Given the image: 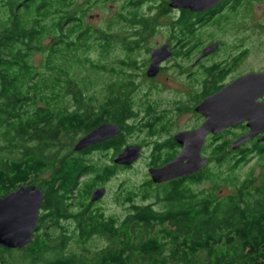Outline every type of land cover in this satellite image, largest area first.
Wrapping results in <instances>:
<instances>
[{
  "label": "trees",
  "instance_id": "obj_1",
  "mask_svg": "<svg viewBox=\"0 0 264 264\" xmlns=\"http://www.w3.org/2000/svg\"><path fill=\"white\" fill-rule=\"evenodd\" d=\"M82 1L85 6L80 9L74 6L75 0H0V7L7 13L0 21V196L49 175L41 184L44 202L31 242L18 250L0 246V264H20L17 262L23 259L28 264H264V173L243 180L236 176L237 163L247 162L253 154L260 157L264 168V144L251 145L247 153L237 150L239 158L230 161L227 142L214 143L212 156L220 155L222 162L229 163L226 172L210 173L206 165L199 174L168 184L162 196L168 203L164 210L131 203L130 211L118 220L90 209L95 202H90L87 195L110 179L114 167H97L86 157L102 152L116 155L126 146L127 135L136 130L138 114L132 100L135 84L128 71L135 69L132 54L144 41L143 34H151L156 21L152 16L137 14L144 0H124L127 6L115 19L137 28L139 39L129 44L122 39L112 43L105 31L90 30L82 24L91 6L108 0ZM168 8L162 0L158 15L167 13ZM216 15L213 11L201 15L181 11L173 22L176 41H182L181 47L192 39L199 42V26L221 17ZM45 39L50 42L40 70L31 64V54L42 49ZM110 43L122 44L118 48L125 54L123 60L114 63L117 67L79 58L93 49L107 52ZM191 46L187 50L195 44ZM85 63L109 75L107 78H116L106 84L104 98L94 106L90 105L88 88L95 84H77L69 73L74 65ZM227 72L218 64L207 68L199 91L190 101L224 83ZM67 98L73 102L71 110L65 106ZM145 103L143 128L149 137H155L166 129L167 121L155 114L149 102ZM103 123L119 126L116 137L73 151L75 138ZM161 148L163 145L157 144L154 149L150 159L153 165L161 156L167 155V161L173 154L172 149L166 154ZM87 175L92 179L83 182L86 203L75 211L73 201L81 205L78 199L83 194L79 181ZM208 179L213 182L212 190L221 180L222 185L235 191L221 197L211 191L194 190ZM145 187L153 186L147 182ZM132 195L127 194L125 200L132 201ZM69 219L77 226L75 233L60 229L59 234L51 236L37 230L41 223L62 228L57 222ZM96 235L108 240L104 249L65 253L69 242L85 246Z\"/></svg>",
  "mask_w": 264,
  "mask_h": 264
},
{
  "label": "rangeland",
  "instance_id": "obj_2",
  "mask_svg": "<svg viewBox=\"0 0 264 264\" xmlns=\"http://www.w3.org/2000/svg\"><path fill=\"white\" fill-rule=\"evenodd\" d=\"M161 1L162 0H144L136 11L138 15L154 17L156 23L153 31H151V34L146 33L145 36L143 34L142 37L144 38V41L139 42L141 45L138 43L140 48L135 50L132 54V58L135 60V69L128 71L129 74L131 73L133 75L131 78L135 84V87L132 89V100L134 101V109L138 114V119L136 120L135 125L136 130L132 134H129V136L127 135L125 144L126 146H144L142 154H139L137 160L130 167L121 165L116 166L112 162L114 154L111 152L95 153L86 157L89 163L95 164L97 167H104L108 165L114 167V174L110 177V179L107 180L104 185H98L106 188L104 198L98 203H95L90 209H98L103 212L105 216L114 217L118 220L130 211L129 206L131 203L136 205L149 204L155 210L159 211L167 208L168 203L162 199V196L166 195L165 192L167 191V186H154L151 183L148 173L149 169L147 166L150 161V156L155 152L154 148L158 142L168 140L171 134L173 135L178 131L196 127L202 121L198 114L191 111L193 105L190 101L192 95L196 94L200 88V85L191 80L193 76H195L194 74L198 71L191 66V60H193V57L197 55L200 47H203V45L215 39H221L224 44V46L221 47L222 49L216 52V55H214L210 60L205 61V64L220 62V60L225 57L231 60L238 52L243 50L245 51L241 61L228 70L226 81H229L237 75L243 74L247 71L264 70L263 2L250 6L249 9L240 8L233 11H225V14H223L220 17V20H218L221 21V23H214V21L211 24H203L199 26V30L196 32L199 42H194L192 39L189 40V44L185 47H181L183 44L182 41H176V32L174 30L173 23L177 13L174 11H168L165 14L158 15ZM74 4L76 8L79 7L81 9L85 6V1L75 0ZM126 6L127 4L124 0H108L104 4L93 5L85 13L86 15L82 20V24L89 27L90 30L105 31L109 38L112 39V43L116 40L122 39L127 40L129 44L131 40L139 39L138 36L140 34H137V28L134 29L131 25H124L122 20L115 19L117 12L122 10L124 11ZM4 16H7L6 10H3V8L0 7V21L4 19ZM169 41L172 43L176 41V44L179 45L177 49L185 51H187V48H190L193 43L195 46L191 48L186 56L178 58L175 57L166 62L164 70H162L157 77L151 78L145 76L149 67L148 62L150 59V52L153 49L161 48L165 44L169 43ZM49 42L50 39H45L42 41V49L39 52L31 54V64L34 68L43 70L42 66L45 60L44 54L49 46ZM110 45L111 48L107 52L101 50L98 52L93 49L88 55L86 53V55H80L79 58H86L91 63L99 65L117 67L114 63L117 59L124 58L125 55L124 52L121 51L122 49L118 48L119 45L122 44L110 43ZM237 56L239 55L237 54ZM167 58H169V56L165 57V59ZM89 64L90 63H85L84 66L74 65L75 68H73V70L70 69L69 73L71 79L77 84H79L80 81L84 84L87 81H92L95 84L89 86L88 88V92L92 97L90 105L94 106L101 102L104 98L105 93L103 90L105 89L106 84L110 83V81L112 82L116 78L114 76H110V79L107 78L109 75L92 68ZM188 73L190 76L187 75ZM200 98L201 97L194 98L192 101L197 103ZM145 102H149V104L154 107L156 115L160 114L161 117L164 116L163 119L167 121L166 129L161 131V134L156 135L155 137H149L148 132L143 128L146 124V118L143 115L144 105L146 104ZM72 104L73 102L70 98L65 99V106L68 109H73ZM238 134V130H229L221 135L220 138H217V141L205 138L206 144L201 153L209 159L207 167L209 168L208 171H210V173L215 171L221 174L225 173L230 166L229 163L221 161L222 158L220 155L212 156L213 152L210 150L214 145V142H227L225 147L227 149L226 151H229L227 156L230 161H234L239 158L235 154L239 150L246 151L247 153L248 149L251 148L252 144L248 143L238 149V151L230 149V143L236 139L235 137ZM80 138L81 137H77L74 139L71 143L72 147ZM165 152L168 154V150H165ZM252 153L253 151H251L250 154ZM166 158H168L167 155L161 156L159 164L164 163ZM260 161V157L256 154L248 156L247 162L237 163L236 176L239 177L240 180L247 178V176L259 178V175L264 173V168ZM48 176V174H45L41 176L39 180H35L31 183L38 185L42 189L43 186L41 184L43 183V180H45L44 178H47ZM90 179H92V177L87 175L83 176L79 181V189L82 190L83 194L81 195L82 198L78 199V203H81V205H77V202L73 201V208L75 211L79 210L86 203L83 198V195H85L83 182L89 181ZM147 182H150V185L153 187H145ZM193 188L195 191L197 190L203 193L211 191L213 194L215 193V195L221 194V197L229 195L235 191L234 187L222 185L221 180H219V184L216 185L215 189L212 190L213 182L209 179L201 181ZM146 190H148V194H144ZM129 193L134 195H132V201L127 202L125 199L127 194L130 195ZM73 195L75 194L73 193ZM73 195L71 196L73 197ZM88 195L87 198L89 199ZM57 223L61 224L62 228L57 226L59 228L58 229L54 228L51 224L41 223L39 224L37 230L40 232L46 231L48 233H52L51 236H55L59 234L60 229H64L69 233H75L77 229V226H75L70 219L63 222L59 221ZM108 243L109 242L105 237L96 235L92 237L85 246L69 242L65 253L73 252L82 254L84 253V248L95 251L101 250L104 249ZM27 262V259H23L21 262L17 263L28 264Z\"/></svg>",
  "mask_w": 264,
  "mask_h": 264
},
{
  "label": "water",
  "instance_id": "obj_3",
  "mask_svg": "<svg viewBox=\"0 0 264 264\" xmlns=\"http://www.w3.org/2000/svg\"><path fill=\"white\" fill-rule=\"evenodd\" d=\"M220 0H169L172 9H187L191 12H202L211 8ZM217 43L203 47L197 60L208 56L216 49ZM164 45L153 50L149 59L147 77H154L159 71V64L169 56ZM264 96V72L248 73L225 85L217 93L203 99L196 107V113L204 117L197 129L176 134L173 141L181 151L163 166L148 170L151 182L161 184L195 175L208 164L201 149L207 135H220L223 131L245 123L248 131L230 144V149L237 150L259 132H264V104L258 102ZM118 125L103 123L82 136L72 149L80 152L92 145L112 139L118 132ZM264 142V134L259 136ZM140 146H126L112 158L117 166H131L139 157ZM106 193L105 187L94 188L89 196L90 202L101 200ZM42 192L34 185L20 186L5 196H0V246L6 249H22L28 245L36 230L37 215L43 201Z\"/></svg>",
  "mask_w": 264,
  "mask_h": 264
},
{
  "label": "flooded vegetation",
  "instance_id": "obj_4",
  "mask_svg": "<svg viewBox=\"0 0 264 264\" xmlns=\"http://www.w3.org/2000/svg\"><path fill=\"white\" fill-rule=\"evenodd\" d=\"M168 2H169V0H165V3H166V5L168 6ZM261 2H263L264 3V0H220L219 2H217L216 4H214L211 8H208V10H206V11H202V12H191V11H189V10H187V9H172V8H168V11L170 12V11H174V12H176L177 13V16L179 15V13H181V11H187V12H189V13H191V14H193V15H201V14H204V13H210V12H214V13H216L217 15V17H219V16H222L223 14H225V11H233V10H236V9H240V8H242V9H249L250 8V6H253V5H255V4H260ZM177 16H176V18H177ZM176 18H175V20H176ZM212 21H210V23L211 22H214L213 20L214 19H211ZM218 20H220V17L219 18H217L216 19V17H215V22L214 23H221V21H218ZM216 21H218V22H216ZM205 22V21H204ZM209 43H217V46H216V49L212 52V53H210L208 56H206V57H203V58H201V59H199V60H197L196 61V63L194 62V60H196L197 58H198V56L201 54V52H202V50H203V47L204 46H206L207 44H209ZM209 43H207V44H205V45H203V47H200V50H199V52L197 53V55L195 56V57H193V60H191V62H192V65L191 66H193L194 67V69H197L198 71L194 74L195 76H193V78L191 79L193 82H195L196 84H198V85H201V83H202V79H201V77H204L205 76V72H206V70H207V68H210L211 66H213V64H218L220 67H224L225 69H227V71L232 67V66H235L237 63H239L240 61H241V59H242V57L244 56V54H245V51L243 50V51H240V52H238L237 54L239 55V56H237V54L231 59V60H229V59H227V57H225L224 59H221L220 60V62H218V63H216V62H212V63H209V64H205V61H207V60H210L214 55H216L217 53V51H219V50H221L222 48V46H224V44L222 43V40L221 39H215V40H213V41H211V42H209ZM166 45V44H165ZM167 45H168V48H166V50H167V52L169 53V58H167V59H165V60H163L162 62H160V64H159V66H158V68H159V71H158V73L156 74V75H154V77L152 76L151 78H155V77H157V75H159L161 72H162V70H164V66H165V64H166V62H168V61H170L171 59H173V58H178V57H181V56H186L188 53H189V51L190 50H187V51H185V50H180V49H177V47H179V45H177L176 44V41H174V43H172L171 41H169V43H167ZM176 45V46H175ZM157 49H159V48H157ZM153 50H156V49H153ZM152 50V51H153ZM151 51V52H152ZM151 52H150V56H151ZM186 52H187V54H186ZM260 72H264V70H254V71H247V72H244L243 74H239V75H237L236 77H234L233 79H231V80H229V81H224V83H220V84H218V86H216V88H215V90H213V91H211V92H209L208 94H206V95H204V96H202L200 99H198V102L197 103H195V102H193L192 103V109H191V111L193 112V113H195V114H198L200 117H201V119H202V121L200 122V124L199 125H201L202 124V122L204 121V117L202 116V115H200L199 113H196V111H195V107L203 100V99H205V98H207V97H209V96H211V95H213V94H215V93H217L221 88H223L225 85H227V84H229V83H231L232 81H234L235 79H237V78H239V77H241V76H244V75H246V74H248V73H260ZM187 75H189L190 76V74L188 73ZM258 102H260V103H262V104H264V96H261L260 97V99H258ZM245 123L246 122H244V123H241V124H238L237 126H235V127H233V128H229V129H227V130H225V131H223L222 133H220V135L218 134V135H213V134H209V135H207V137H206V139L207 138H210V139H215L214 141H217L218 139L217 138H220L221 137V135H223L224 133H226V132H228L229 130H238L239 131V134L235 137L236 139L234 140V141H236L237 139H238V137L239 136H241V135H243V134H245L247 131H248V128H247V126L245 125ZM112 124H115V123H112ZM117 125V124H116ZM199 125H197L196 127H193V128H191V129H186V130H182V131H178V132H176V133H174L173 135L171 134V136H170V138L168 139V141L167 140H165V141H163V142H158L157 144H162L163 145V148H161V151H165V150H168V151H172L173 150V154H172V156L170 157V159L169 160H167V161H164V163H161V164H159V163H156V164H152V161L150 160L149 161V163H148V169H151V168H159L160 166H163L165 163H169V161H171V160H173V158L178 154V152H180L181 151V147L177 144V143H175L172 139H173V137L176 135V134H178V133H180L181 134V132H185V131H191V130H194V129H197L198 127H199ZM119 127V126H118ZM119 131V130H118ZM118 133V132H117ZM264 134V132H259V133H257L255 136H253L250 140H248L247 142H245V143H243L240 147H239V149L240 148H242L245 144H248V143H250V144H264V142H259L258 141V138H259V136H261V135H263ZM117 135V134H116ZM116 135L114 136V137H116ZM113 137V138H114ZM205 139V138H204ZM206 139H205V143H204V145H203V147H202V149H201V151L203 150V148H204V146H205V144H206ZM109 140H111V139H109ZM108 141V140H107ZM234 141H232L231 143H233ZM215 144L216 143H220V142H214ZM230 143V144H231ZM98 144H100V143H98ZM157 144H156V147H157ZM143 147L144 146H141V150H140V154H142V149H143ZM155 147V148H156ZM154 148V149H155ZM172 149V150H171ZM238 150V149H237ZM237 150H234V151H237ZM155 151V150H154ZM200 151V152H201ZM139 155V154H138ZM201 155H202V153H201ZM203 156V155H202ZM153 157V154L150 156V159ZM208 163H209V159H208ZM206 165H208V164H205V166ZM204 166V167H205ZM204 167H203V169H204ZM203 169L201 170V171H203ZM200 173V172H199ZM199 173H197V174H199ZM197 174H195V175H197ZM193 176V175H192ZM186 177H189V176H186ZM186 177H183V178H177V179H174V180H169L168 182H164V183H161V184H155V183H153V182H151L154 186H159V185H165V186H167L168 184H170V183H173V182H175V181H179V180H185L184 178H186ZM28 185H34V186H36L39 190H41V192H42V196H41V198L44 196V193H43V191H42V189L38 186V185H35L34 183H31V182H27V184L25 183V184H23V185H21V186H28ZM20 187V186H19ZM19 187H17V188H19ZM98 187H104V186H98ZM98 187H95V188H98ZM94 189V188H93ZM92 189V190H93ZM106 189V188H105ZM16 190V189H15ZM91 190V191H92ZM14 191V190H13ZM89 195H90V193H89ZM104 198V197H103ZM102 198V199H103ZM43 199V198H42ZM101 199V200H102ZM100 201V200H99ZM99 201H97V202H95V203H98ZM43 202H44V200L42 201V203H41V205H40V208H39V210H37L38 211V215L41 213V207H42V205H43ZM38 215H37V219H38ZM38 223V222H37ZM36 224V223H35ZM36 228H37V224H36Z\"/></svg>",
  "mask_w": 264,
  "mask_h": 264
},
{
  "label": "bare ground",
  "instance_id": "obj_5",
  "mask_svg": "<svg viewBox=\"0 0 264 264\" xmlns=\"http://www.w3.org/2000/svg\"><path fill=\"white\" fill-rule=\"evenodd\" d=\"M96 145V144H95Z\"/></svg>",
  "mask_w": 264,
  "mask_h": 264
}]
</instances>
